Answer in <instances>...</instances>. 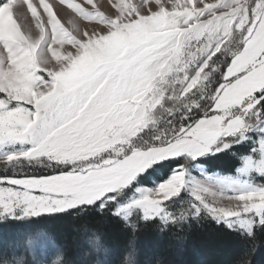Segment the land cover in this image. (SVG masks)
<instances>
[{"label":"snow or ice","instance_id":"obj_1","mask_svg":"<svg viewBox=\"0 0 264 264\" xmlns=\"http://www.w3.org/2000/svg\"><path fill=\"white\" fill-rule=\"evenodd\" d=\"M236 144L237 178L190 176ZM90 211L122 259L95 229L70 258L54 225ZM204 222L264 234V0H0V264H138L141 223Z\"/></svg>","mask_w":264,"mask_h":264},{"label":"trees","instance_id":"obj_2","mask_svg":"<svg viewBox=\"0 0 264 264\" xmlns=\"http://www.w3.org/2000/svg\"><path fill=\"white\" fill-rule=\"evenodd\" d=\"M237 145L229 154L200 157L194 162L195 166H203L209 172L232 174L239 167V156L246 153ZM54 227L60 238L67 241L70 258L80 262L85 260L83 243L88 230L95 229L102 235L104 246L110 250L103 257L107 260L122 259V253L127 255L123 250L132 239L121 222L95 211L80 216L73 213L56 222ZM8 235L7 231H0V239ZM135 251L134 259L138 264H241L244 261L264 264V234L257 233L253 249L234 233L210 222L193 224L177 235L161 234L154 224L141 223L135 233Z\"/></svg>","mask_w":264,"mask_h":264},{"label":"rangeland","instance_id":"obj_3","mask_svg":"<svg viewBox=\"0 0 264 264\" xmlns=\"http://www.w3.org/2000/svg\"><path fill=\"white\" fill-rule=\"evenodd\" d=\"M49 2H52L54 4H58V0H49ZM61 8L64 9L63 12H59L58 9H54L55 11H57L58 17L62 19V23H67V20L71 18V13L70 10H68L65 6L61 5ZM26 10V8H25ZM86 22H81V25L83 27V24H85ZM237 146H241L240 148L244 149L247 152V146L244 144H238ZM219 153H232V148L225 150L223 152H219ZM218 154V153H216ZM245 154V153H243ZM242 155L239 156V167H237V169L232 173V174H225L222 172H209L205 167L200 166V165H196L195 166V171L194 172H190V176L193 178H198L199 177H203L205 181H210L212 183H216L218 181L224 180V179H228V178H237L239 175L238 170L241 168L243 161L245 160V157ZM206 157V156H205Z\"/></svg>","mask_w":264,"mask_h":264}]
</instances>
